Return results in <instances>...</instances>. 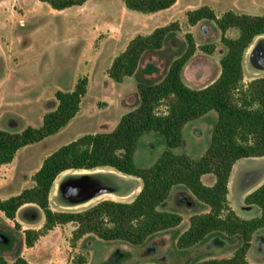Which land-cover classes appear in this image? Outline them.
<instances>
[{"label": "rangeland", "instance_id": "obj_1", "mask_svg": "<svg viewBox=\"0 0 264 264\" xmlns=\"http://www.w3.org/2000/svg\"><path fill=\"white\" fill-rule=\"evenodd\" d=\"M203 5H213L219 16L228 10L264 14V0H180L172 10L158 16L128 10L122 0H88L82 6L62 11L38 0H0V129L21 132L29 125L41 126L44 115L58 105L57 90L72 91L78 79L84 76L89 79L88 92L82 100L80 112L57 134L20 149L14 166L29 175L60 146L88 133L114 130L122 116L138 106L137 85L159 82L170 63L186 50L187 33H192L197 50L183 69L184 81L190 86L197 83L204 87L220 75V59L226 51L221 31L214 21L208 19L194 26L187 20L188 10ZM174 21H178L180 30L169 36L160 52L143 59L132 78L118 84L109 77L108 71L114 58L134 37L147 35L155 28ZM238 35L239 30L232 28L227 37L236 38ZM252 44L264 45V35L257 37ZM211 46H214L211 52L203 48ZM244 66L245 83L264 75V71L250 62L248 52ZM148 70L152 71L151 74L147 73ZM165 109L162 106L160 111ZM210 126L209 120L203 123L197 138L186 129L184 149L174 151H189L195 159L202 156L201 152L211 140ZM164 149L165 141L161 135L155 132L145 134L136 147L137 164L145 168L152 166ZM262 162L251 159L240 162L235 168L233 182L236 184L240 180L246 167L253 168ZM7 173V169H0V185L8 178ZM56 182H61L64 191L60 188L57 195L53 189L50 207L60 212H79L97 204L75 208V201H80L82 195H69L67 185L70 183L90 182L96 187L115 188L117 194H129V197L104 200L122 202L134 200L142 188L141 179L133 176L122 178L110 172L83 175L65 172ZM13 190L0 186V198L13 194ZM232 199L237 201L234 196ZM28 209L29 215L34 214L37 219L23 223V226L41 229L45 224V214L44 221L40 222L43 210L38 205ZM161 209L180 213L183 223L152 236L140 246L124 241L107 242L95 234L85 235L73 242L77 224L68 223L58 225L63 226L62 230L52 241H43L35 249L28 250L21 238V231L25 233L27 229L23 230L20 224L10 228L0 219V256L14 262L24 251L31 264H196L211 258L231 257L242 245L237 236L215 235L193 247L181 249L177 240L190 225V217L205 212L209 207L198 202L188 190L176 188ZM239 212L249 218L257 213L256 210L245 213L240 208ZM40 225L43 226L38 228ZM262 238V242L250 251L253 264H264V233ZM250 248L251 244L247 254Z\"/></svg>", "mask_w": 264, "mask_h": 264}, {"label": "trees", "instance_id": "obj_2", "mask_svg": "<svg viewBox=\"0 0 264 264\" xmlns=\"http://www.w3.org/2000/svg\"><path fill=\"white\" fill-rule=\"evenodd\" d=\"M54 10L62 11L82 6L88 0H38ZM128 10L152 14L172 7L177 0H122ZM208 19L221 31L226 52L220 59L221 72L217 79L203 88L190 87L183 69L195 55L197 45L192 33L186 34L187 48L175 58L159 82L137 85L139 104L124 114L114 130L85 134L50 153L33 175L34 185L21 193L0 198V211L15 226L18 210L25 204H37L45 214L41 229H27L25 243L31 247L49 230L58 225L76 223L73 242L88 234L100 239L124 241L134 246L145 244L152 236L179 226L183 217L176 211L161 209L176 186H184L193 197L209 207L207 212L193 214L190 225L177 240L186 249L211 236H237L242 240L233 256L211 258L196 264H252L247 259L253 234L264 227V183L246 196L245 203L256 205L261 215L250 219L240 217L228 200L229 180L235 164L245 158L264 156V75L245 83V54L253 41L264 35V14L252 15L228 10L218 16L203 5L187 11L191 26ZM239 35H225L229 29ZM178 21L155 28L147 35H137L118 54L108 71L109 77L121 83L136 74L140 62L160 52L173 32L179 31ZM211 52L214 46L203 47ZM152 71H147L151 74ZM89 79H78L72 91L57 90V107L46 113L39 127L27 126L21 132L0 129V164L13 162L23 147L57 134L80 112L88 92ZM165 106V111L160 108ZM215 111L217 120L211 140L199 159L187 153H176L183 146V128L193 120ZM155 132L165 141V149L150 167L139 166L135 159L137 144L142 136ZM114 169L141 179L142 188L131 202L104 200L79 212L54 211L50 194L59 176L75 170ZM72 170V171H70ZM214 174V185H206L202 176ZM0 264H31L18 257L8 262L0 256Z\"/></svg>", "mask_w": 264, "mask_h": 264}, {"label": "crops", "instance_id": "obj_3", "mask_svg": "<svg viewBox=\"0 0 264 264\" xmlns=\"http://www.w3.org/2000/svg\"><path fill=\"white\" fill-rule=\"evenodd\" d=\"M178 2H180V0H177V2L172 7L168 8V9H165V10H162V11H159V12H155V13H152V14H147V15L158 16L159 14H163V12H169L170 10H172V8H174L176 6V4ZM211 6L213 8V5H211ZM229 31H230V29L225 33L226 36L228 35V32ZM218 76L219 75H217V77H215V79H217ZM132 77H127V78L124 79L123 82L118 83V84H124L128 78H132ZM215 79H213L210 83H212ZM209 84H207V85H209ZM207 85H205V86H207ZM190 87L197 88V89L203 88L201 86H198L197 83H192V85ZM208 120L211 122L210 128L212 129L214 123L217 120V113L215 111H211V112L207 113L206 115H204L203 117L198 118L196 120H193V121L187 123L185 125V127L183 128V136H184L185 130L188 129L192 133L193 137H196L197 138V136H198L197 135L198 129L202 126L203 123L207 122ZM184 146H185V139L183 141V146L180 147V148H183L184 149ZM208 146H206L203 149V151L201 152V153H203L202 156L204 155V153L207 150ZM183 153L189 154L190 152L189 151H185ZM199 158H197V159H199ZM15 159H16V156H15L13 162H11L9 164H3V165L0 164V169H7L8 170V173H7L8 174V178L6 180H4V183H1L0 186L3 189H7V190L14 189L13 191H15V192H13V194H10L9 193V194H7V196L2 197V199H6V198H9L10 196L17 195V194L21 193V191L23 189L33 186V183L34 182L31 181V177L40 168L39 167L38 169H36L33 173H31L29 175H28V173L25 174L21 169L18 168V166L17 167L14 166ZM248 159H251V160H263V162L261 163V165L258 164L256 167H253V168L246 167L243 176L235 184L233 182V175H234V171H235L236 166L238 164H240V162L246 161ZM202 181L206 185L212 186L216 182V177H215L214 174H206V175H203L202 176ZM263 183H264V156H262V157H254V158H245V159L239 160L235 164V166L233 168V171H232V174H231V177H230V180H229L228 200H229L230 206L234 209V211L240 217H242L244 219H250V218L257 217V216H260L261 215V209L258 206H257L258 208H256L255 207L256 205H248V204H246L245 203V199H246V196L249 193H251L252 191H254L256 188H258ZM176 188L177 189L179 188L180 191H186L187 192V189L184 186L179 185V186H176V187L173 188L170 197L172 196V194L174 193V190ZM232 196H234V197L237 198L236 199L237 200L236 202H234V200L232 199ZM31 206H37V205L34 204V203L25 204L17 212L16 221L22 226L23 230H26L27 229L26 227L23 226V223H31L33 221H36V219H37L34 214L29 215V213H28V211L30 209L27 210V208H29ZM239 208L242 211H244L245 213H249L250 214V211L252 212L253 210H256L257 213L254 214L250 218L248 216H245L244 217V216H242L240 214ZM41 211H42V209H41ZM169 211H171V210H169ZM207 211L208 210H206L205 212H207ZM40 214H41L40 215L41 216L40 217V222L42 223L44 221V213H43V211L40 212ZM0 219H2L3 221H5V223L7 224V226H9L10 228H13V226L15 224V221L7 218L2 211H0ZM42 226L43 225H40L38 228H41ZM63 226H61V227L60 226H56L54 229L49 230L45 235L41 236L37 240V242L33 246H31V247L25 245V233L21 231L22 244H23L24 247H27L28 250H33V249H35V246L38 245L39 243H41L43 241H46V240H51L52 241L54 239V236H59L60 229L62 230V227ZM188 227H189V225L185 228V230H187ZM263 233H264V227L263 228H260L259 230H257L253 234V237H252V240H251V248L249 250V253L247 254V259L249 261H250V257H249L250 251H251V249L253 248L254 245H257L258 246L259 243L262 242V240H263V238H262L263 237ZM24 254L25 253L23 251V252H21L19 254V256L25 258V255Z\"/></svg>", "mask_w": 264, "mask_h": 264}, {"label": "bare ground", "instance_id": "obj_4", "mask_svg": "<svg viewBox=\"0 0 264 264\" xmlns=\"http://www.w3.org/2000/svg\"><path fill=\"white\" fill-rule=\"evenodd\" d=\"M248 55L250 58V62H252L259 70L264 71V45L263 44H252L250 46V48L248 49ZM98 172H110L113 174H116L122 178H126L128 177V175H125L123 173L118 172L117 170L114 169H96V170H75L72 172V174H79V175H83V174H88V173H98ZM61 182L58 183L56 182L54 184V190L55 193L58 195L59 190L61 188ZM122 189V188H121ZM129 194L126 195H119L117 194L115 191L114 192H106V193H102L100 195L95 196L94 198H92L90 201L83 203L81 205L76 206L75 208H81V207H88L90 205H93L103 199H114L117 197H129L127 196Z\"/></svg>", "mask_w": 264, "mask_h": 264}, {"label": "water", "instance_id": "obj_5", "mask_svg": "<svg viewBox=\"0 0 264 264\" xmlns=\"http://www.w3.org/2000/svg\"><path fill=\"white\" fill-rule=\"evenodd\" d=\"M67 187H68L67 192L69 195H82L80 201H75L76 206L90 201L92 198H94L97 195L106 192H114L116 190L115 188H111V187H96L95 184L90 182L70 183L67 185ZM61 189L64 191V186H62Z\"/></svg>", "mask_w": 264, "mask_h": 264}]
</instances>
